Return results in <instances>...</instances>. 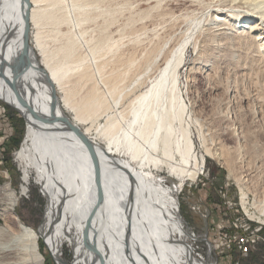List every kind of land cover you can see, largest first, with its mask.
I'll list each match as a JSON object with an SVG mask.
<instances>
[{"label": "bare ground", "instance_id": "bare-ground-1", "mask_svg": "<svg viewBox=\"0 0 264 264\" xmlns=\"http://www.w3.org/2000/svg\"><path fill=\"white\" fill-rule=\"evenodd\" d=\"M105 1L113 0H0V101L29 119L16 152L19 194L3 186L0 264H45L41 238L55 264H198L184 242L176 195L184 181L201 174L206 157L230 166L232 159L219 138L205 132L192 73L205 63L217 89L223 62L238 58L239 66L264 75V0H182L196 7L173 17L184 25L179 37L169 33L143 49L138 32L147 27L134 24L163 2L179 0H152L133 11L127 0L133 37L125 45L126 27H118L117 37L110 30L113 13L97 21ZM27 5V23L36 30L30 43L28 26L23 54ZM189 47L196 54L183 81ZM194 128L207 154L201 158ZM33 173L47 199L39 229L21 222L14 209ZM253 205L264 214L261 200ZM65 244L72 263L62 257Z\"/></svg>", "mask_w": 264, "mask_h": 264}, {"label": "rangeland", "instance_id": "rangeland-1", "mask_svg": "<svg viewBox=\"0 0 264 264\" xmlns=\"http://www.w3.org/2000/svg\"><path fill=\"white\" fill-rule=\"evenodd\" d=\"M151 1L128 0L131 6L127 5L133 11L136 9L137 4H139V8L142 7L141 9H144ZM125 2L127 0L102 2L100 9H98L101 16L97 17L98 23H101V20L106 19L105 17L113 13L114 25L110 27V30L117 37L115 34L116 32L118 34L117 30H122L126 27L127 31L125 29L122 30L124 45L129 38L133 37L131 34L129 36L132 24H128L126 20L130 10H126L127 5ZM162 4L159 10H155L157 13L154 10L152 11L150 15L151 19L150 17L146 18L147 22H145L146 19H143L134 24L138 27L144 22L145 24L143 23L142 25L147 27L145 31L138 32L141 40L140 48L142 49L151 47L156 41L168 38L169 33L173 35V38L177 39L181 30L180 28L184 25H179L180 22L174 20L175 16L183 13L185 11L184 8L193 9L196 7L182 0L176 2L165 1ZM158 12H165L166 14L160 15ZM45 28L48 29L49 26ZM61 28H66V26L62 25ZM91 28L94 27L91 26ZM35 30V27L31 29L29 25V31L32 32L29 39L30 43L34 41ZM52 45L53 43H51ZM195 54V50L189 47L186 53V66L181 70L183 81L185 80L186 67L192 63ZM39 59L41 58L39 57ZM236 60L238 58L228 60V62L226 60L221 65L220 70L215 75V78H218L220 83L217 89L214 88V83L212 80H209L207 72L204 71L210 69L209 66H205V63H199L197 67L200 68H196L192 73V84L195 86L196 91L194 96L198 98V114L202 120H206L204 121V126L208 128V130L205 129V132L217 136L225 152H227L226 154L229 155L228 158L232 159L230 166L223 163L222 160L218 161L212 157H206L201 174L197 175L194 180L184 181L182 190L176 195L178 214H180L182 224L190 227L198 234L209 231L210 239L216 238L218 224H225L228 227L233 218L241 214L238 203L239 198L242 197V192H247V205L250 203V206L254 208L253 203L255 199L256 201L261 200L264 205V75H257L259 71L256 68L251 69L253 70L251 71L248 67L239 66ZM229 87L230 93H227L226 89ZM58 96H61V93H58ZM0 103L13 127L12 136L0 146V209H2L5 205L6 194L3 186L8 183V186L15 190L16 193L18 192L19 194L20 191L22 171L20 164L16 161V152L23 141L26 132V122L14 108L1 101ZM73 113V111L66 109L68 117H73ZM101 122H103V119H101ZM80 126L82 128L87 127L85 124H80ZM195 129L193 135L195 151L198 157L201 158L202 155L207 154L201 143V138L198 137L197 129ZM232 129H234V132H232ZM206 143L208 144L206 146L210 147L211 150H214L216 147L210 140ZM161 174L162 177L167 176V173L162 172ZM35 176V173L31 175L28 190L19 196L14 209L15 214L18 215L21 222L39 229L44 219L47 199L42 192L40 184L36 183ZM237 177L244 180L243 185L236 181ZM177 181L175 179L172 182L165 180V184L170 186L172 185L171 183ZM223 194L225 195L223 196ZM228 203L236 204L239 211H235L236 207L233 209L228 208ZM40 240L41 251L46 257L45 264H55L45 240L43 238ZM200 248H202L201 245ZM194 250L197 256L198 250L195 249V246ZM231 254L233 258H241L236 252H231ZM62 257L68 263H72L74 259L72 248L68 244H65L62 250ZM226 260L221 259L223 264H225ZM241 261L244 264H264V227L256 248L250 255L241 258Z\"/></svg>", "mask_w": 264, "mask_h": 264}, {"label": "built area", "instance_id": "built-area-1", "mask_svg": "<svg viewBox=\"0 0 264 264\" xmlns=\"http://www.w3.org/2000/svg\"><path fill=\"white\" fill-rule=\"evenodd\" d=\"M12 134L13 127L9 117L0 105V146ZM238 204L241 214L234 217L228 227L225 224H218V234L215 239H210L209 231L198 234L190 227L182 224L185 230L184 242L189 250V255L198 264H223L222 258L227 259L225 264H244L241 258L247 257L256 248L264 227V214H261L256 207H248L245 199L243 204L242 197L239 198ZM234 207L236 204L228 203V208L233 209ZM235 211H239L237 207ZM194 246L198 250L197 256ZM231 252H236L241 258H233Z\"/></svg>", "mask_w": 264, "mask_h": 264}, {"label": "water", "instance_id": "water-1", "mask_svg": "<svg viewBox=\"0 0 264 264\" xmlns=\"http://www.w3.org/2000/svg\"><path fill=\"white\" fill-rule=\"evenodd\" d=\"M24 1L26 2L27 0H24ZM28 8H29V6L27 5L26 11H25L24 16H23V23H24V29H23V31H24V36H25L24 46H23V54H26V53H27V50H28V45H27V40H26V36H27V32H28L27 28H28V26H29L28 23H27V21H28V16H29ZM12 71H13L14 75L16 76V83H17L18 79L21 77V74H20L19 71L16 70V66H14V68H13ZM16 89L18 90L17 86H16ZM17 90H16V99H20V95L18 94V91H17ZM20 115L25 119V121L29 120V119H27V117H26L24 114H21V113H20ZM67 126H68V128H70L71 130L77 132V130H76L75 128L71 127L70 124H68ZM81 137H82L84 140H87V141H88V138H85L84 136H81ZM90 143H91V142H90ZM91 144H92V143H91Z\"/></svg>", "mask_w": 264, "mask_h": 264}, {"label": "crops", "instance_id": "crops-1", "mask_svg": "<svg viewBox=\"0 0 264 264\" xmlns=\"http://www.w3.org/2000/svg\"><path fill=\"white\" fill-rule=\"evenodd\" d=\"M206 223V221H204Z\"/></svg>", "mask_w": 264, "mask_h": 264}]
</instances>
